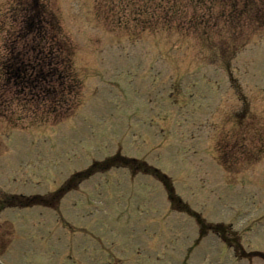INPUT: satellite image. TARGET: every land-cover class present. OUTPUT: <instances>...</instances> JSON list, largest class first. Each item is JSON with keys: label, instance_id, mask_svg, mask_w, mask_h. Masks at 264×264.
I'll list each match as a JSON object with an SVG mask.
<instances>
[{"label": "rangeland", "instance_id": "374dc122", "mask_svg": "<svg viewBox=\"0 0 264 264\" xmlns=\"http://www.w3.org/2000/svg\"><path fill=\"white\" fill-rule=\"evenodd\" d=\"M47 1L75 46L82 96L59 122L10 134L0 116V194L52 192L121 152L166 173L246 253L264 252V27L241 32L202 16L207 4L186 13L183 0L173 11L162 0ZM107 165L80 187L76 177L55 210H5L1 263L264 264L235 258L214 234L199 242L196 217L176 212L141 167Z\"/></svg>", "mask_w": 264, "mask_h": 264}, {"label": "trees", "instance_id": "16d2710c", "mask_svg": "<svg viewBox=\"0 0 264 264\" xmlns=\"http://www.w3.org/2000/svg\"><path fill=\"white\" fill-rule=\"evenodd\" d=\"M191 2L207 4L209 8L219 5L220 13L216 16L224 21L223 25L240 28L241 32L246 27H264V0ZM209 10L212 15L217 9ZM10 19L3 27L0 23V114L4 110L8 111V119H11L13 126L26 120L40 124L68 116L77 105L82 84L75 72L74 47L64 36L58 16L44 0H13ZM135 163L117 155L97 165L101 168L107 164L111 167ZM94 169H97L96 166L92 167ZM145 171L153 172L172 193L170 179L151 168ZM68 185L70 187L72 183ZM69 187H64L54 195H62ZM19 201L17 206L23 208L34 204L51 205L50 200L41 197H24ZM221 229L215 226L224 239L228 232ZM225 241L233 248L240 246L236 237L231 239L232 242Z\"/></svg>", "mask_w": 264, "mask_h": 264}]
</instances>
